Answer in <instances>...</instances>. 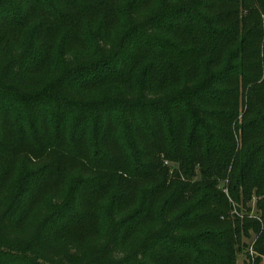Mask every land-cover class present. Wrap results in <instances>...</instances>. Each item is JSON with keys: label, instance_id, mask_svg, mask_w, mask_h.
Returning <instances> with one entry per match:
<instances>
[{"label": "trees", "instance_id": "16d2710c", "mask_svg": "<svg viewBox=\"0 0 264 264\" xmlns=\"http://www.w3.org/2000/svg\"><path fill=\"white\" fill-rule=\"evenodd\" d=\"M0 161V264H261L264 0H0Z\"/></svg>", "mask_w": 264, "mask_h": 264}, {"label": "rangeland", "instance_id": "374dc122", "mask_svg": "<svg viewBox=\"0 0 264 264\" xmlns=\"http://www.w3.org/2000/svg\"><path fill=\"white\" fill-rule=\"evenodd\" d=\"M35 23L36 22H33L32 25H35ZM32 25L30 26L31 28H32ZM28 32L29 31H26L25 34L22 35V37H21L22 39L19 41L20 43L21 42H22V44L23 43H28V40H29V33ZM36 70H38V68ZM44 70H46V69H44ZM41 71H42V69L39 70L37 73H40ZM47 71L48 70H46L44 72H41V74L36 75V77H38V76H44L47 73ZM242 120H243V115H241L239 117L240 124L242 123ZM8 127L11 128V123H8ZM167 162H168V165L171 167L172 174H174L176 171H179L180 170V166L178 164L171 163L169 161H167ZM5 168H6V166H3V163L0 161V171L1 172H4L5 171L4 170ZM200 178H201L200 177V172L197 171V177H196V179L199 180ZM183 180H184V178H183ZM241 209H242V207H241ZM234 213H236V212H234ZM234 213H231V216H233ZM247 214H249V218L258 219L260 217V213L257 210V202H256V199L252 200L249 204H247L246 205V209H243V212H241L242 218L245 215H247ZM254 242H255V236L254 235H253V237L251 239H244V241H243V243L241 245V249H239V251H238V256H237L236 264H249V263L252 262L251 258H249V252H250V255H251L252 258H255L256 257V254L253 251ZM247 245H248V247H247ZM261 264H264V258L262 259Z\"/></svg>", "mask_w": 264, "mask_h": 264}]
</instances>
